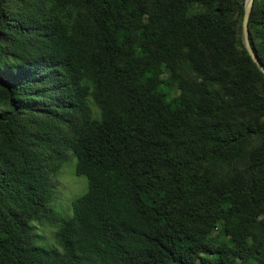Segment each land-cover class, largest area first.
<instances>
[{"label":"trees","instance_id":"1","mask_svg":"<svg viewBox=\"0 0 264 264\" xmlns=\"http://www.w3.org/2000/svg\"><path fill=\"white\" fill-rule=\"evenodd\" d=\"M245 3L0 0V264H264ZM249 38L264 64V0ZM67 152L87 190L64 218Z\"/></svg>","mask_w":264,"mask_h":264},{"label":"rangeland","instance_id":"2","mask_svg":"<svg viewBox=\"0 0 264 264\" xmlns=\"http://www.w3.org/2000/svg\"><path fill=\"white\" fill-rule=\"evenodd\" d=\"M67 161L52 177V198L50 206L61 217L68 218L73 215V203L87 190V180L75 174L76 160L71 152L66 154ZM58 226L47 222L37 224L40 235L39 245L43 247L57 246L56 232Z\"/></svg>","mask_w":264,"mask_h":264},{"label":"water","instance_id":"3","mask_svg":"<svg viewBox=\"0 0 264 264\" xmlns=\"http://www.w3.org/2000/svg\"><path fill=\"white\" fill-rule=\"evenodd\" d=\"M254 2L255 0H246L245 3V13L243 19V42L250 57L264 74V64L259 60V58L255 54L249 38V19L252 12V8L254 6Z\"/></svg>","mask_w":264,"mask_h":264}]
</instances>
